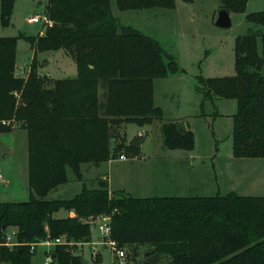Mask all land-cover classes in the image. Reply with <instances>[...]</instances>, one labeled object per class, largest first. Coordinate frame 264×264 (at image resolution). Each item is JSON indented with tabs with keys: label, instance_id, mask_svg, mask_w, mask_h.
Masks as SVG:
<instances>
[{
	"label": "trees",
	"instance_id": "trees-1",
	"mask_svg": "<svg viewBox=\"0 0 264 264\" xmlns=\"http://www.w3.org/2000/svg\"><path fill=\"white\" fill-rule=\"evenodd\" d=\"M15 0H0V22L10 24ZM111 0H38L51 25L27 36L0 37V119L13 117L28 136V188L25 201L0 200V230L17 228L22 243L0 246V264H31L30 244L62 238L52 264H81L73 246L91 240V223L110 218V238L119 248L150 245L164 264H264V196L234 191L217 196L134 197L110 195L107 180L82 185L73 197L47 198L69 181L68 170L81 180L80 165L98 164L117 149L134 156L136 141L110 149L112 126H138L160 119L154 104L156 78L180 72L174 56L154 38L123 24ZM190 1V0H186ZM220 9L243 13L247 0H216ZM121 10L172 8L174 0H115ZM260 26L237 36L235 73L197 77L196 90L214 106L216 98L234 99L232 155L264 159V10L245 15ZM26 40L34 54L62 49L76 66L74 77L46 84L34 57L26 78L15 75L17 40ZM14 91L19 92L16 105ZM218 114V113H216ZM163 146L192 150L191 130L175 122L161 126ZM59 209L72 211L55 217ZM98 256L94 260H98ZM115 264V260L113 261Z\"/></svg>",
	"mask_w": 264,
	"mask_h": 264
},
{
	"label": "rangeland",
	"instance_id": "rangeland-1",
	"mask_svg": "<svg viewBox=\"0 0 264 264\" xmlns=\"http://www.w3.org/2000/svg\"><path fill=\"white\" fill-rule=\"evenodd\" d=\"M110 5L120 22L141 29L173 55L180 72L154 79V104L162 110L160 119L143 126L121 123L110 129L116 134L110 135L111 150L120 143L137 142L133 158L122 148L104 162L82 163L81 180L68 170L69 181L52 189L47 198H71L81 190L82 184L95 187L100 180L108 181L110 195L115 196L120 193L134 197L214 196L224 195L230 190L239 195L264 196V159L232 155V115L236 112V101L216 98L215 106L207 100L201 107L202 95L196 90L199 76L224 77L235 73V38L260 27L248 22L245 15L263 11L264 0H247L243 13H230V27L215 24L220 10L216 0H174L172 8L126 11L118 10L115 0H111ZM43 11L44 3L38 0H15L10 24L2 26L0 22V37H13L20 33L36 35L47 25L32 23L29 18L43 14ZM33 57L37 72L45 77L46 84L57 77L76 75L74 60L62 49L34 54L29 43L19 38L15 62L29 68ZM15 75L27 76L19 70H15ZM13 94L17 105L19 92L14 91ZM5 120L9 125L0 124V174L11 179L12 183L0 182V200L25 201L29 197L27 130L13 117ZM170 121H180L175 123L184 127L188 124L194 136L192 150L163 146L161 126ZM120 155L126 158L119 159ZM66 212L59 209L54 216L65 217ZM97 232V228L91 225L92 241ZM43 242L35 247L31 264H44L47 252L51 253L55 246ZM96 248L100 253L98 260L93 259L89 244L73 246L72 250L81 254L87 264H113L114 254L109 246L97 245ZM152 249L146 244L125 245L122 247L125 264H145L144 254ZM165 259L166 256L156 264H164ZM115 264L120 263L115 260Z\"/></svg>",
	"mask_w": 264,
	"mask_h": 264
},
{
	"label": "built area",
	"instance_id": "built-area-1",
	"mask_svg": "<svg viewBox=\"0 0 264 264\" xmlns=\"http://www.w3.org/2000/svg\"><path fill=\"white\" fill-rule=\"evenodd\" d=\"M29 21L32 23L41 22L42 24H46L47 26L51 25V21L48 20V18L44 14H36L30 17ZM16 70H19L20 72L27 75L29 68L16 66ZM0 124L6 126L9 125V122L7 120H0ZM125 158L126 156L124 155L119 156V159H125ZM0 182L2 184H7V180L3 177L2 174H0ZM91 225H94V227H96L98 230V235L96 240L87 243L91 246L92 249L91 255L93 259H95L99 254V251L96 248L97 245H104V246H109L110 249L113 251L115 258L114 260H118L120 264H125L124 251L122 250V248H119L117 246L115 240L110 238V218L106 215H100L94 222L91 223ZM17 232L18 230L14 226L2 227V229L0 230V246H6L12 249L22 244L17 239ZM43 243L47 245L53 243L55 245V244L63 243V240L61 238L49 239V240H45ZM38 244L40 243L30 244V250L34 251L35 247ZM44 264H52V255L50 254V252L47 253V257L46 260L44 261Z\"/></svg>",
	"mask_w": 264,
	"mask_h": 264
},
{
	"label": "water",
	"instance_id": "water-1",
	"mask_svg": "<svg viewBox=\"0 0 264 264\" xmlns=\"http://www.w3.org/2000/svg\"><path fill=\"white\" fill-rule=\"evenodd\" d=\"M215 24L218 27H230L231 26V18H230V12L226 9H220L217 14V18L215 20ZM111 136H115L116 134L114 132H110ZM130 158H133V156H130ZM159 261V256L156 253H153L152 251H148L144 254V263L145 264H156ZM88 261L84 258L81 259V264H87Z\"/></svg>",
	"mask_w": 264,
	"mask_h": 264
},
{
	"label": "crops",
	"instance_id": "crops-1",
	"mask_svg": "<svg viewBox=\"0 0 264 264\" xmlns=\"http://www.w3.org/2000/svg\"><path fill=\"white\" fill-rule=\"evenodd\" d=\"M115 5H116V3H115ZM155 8H162V7H155ZM118 9V8H117ZM144 9H152V8H144ZM119 10V9H118ZM121 11V10H120ZM124 11H126V10H124ZM116 16V15H115ZM116 17H118V16H116ZM137 28V27H136ZM139 30H141V29H139ZM40 32H42V30L40 31ZM16 65L17 66H19V67H23V64H21V63H18V62H16ZM25 66V65H24ZM27 68V67H26ZM75 70H76V66H75ZM45 73V72H44ZM46 74L47 75H50L48 72H46ZM167 77H169V75L167 76ZM167 77H165V78H167ZM54 78H56V77H54ZM57 78H59V77H57ZM170 122H174V121H170ZM175 122H180V121H175ZM183 122V121H182ZM184 123V122H183ZM185 128H188L189 130H190V128H189V126H188V124H186L185 125ZM140 131V130H139ZM179 150V149H178ZM182 150V149H181ZM234 157V156H233ZM145 159V158H144ZM26 179H27V183H28V167H27V176H26ZM7 180V184H11L12 183V180L11 179H6ZM108 182V181H107ZM83 185V184H82ZM27 186H28V184H27ZM29 189V188H28ZM109 191V190H108ZM231 191V190H230ZM110 193V192H109ZM228 193V192H227ZM214 196H217V195H214ZM244 196H246V195H244ZM157 197H162V196H157ZM204 197H207V196H204ZM209 197V196H208ZM65 210V209H64ZM73 213H72V211H68L67 210V212H66V216L65 217H67V216H70V215H72ZM60 218H63V217H60ZM97 235H98V232H97ZM97 235H96V238H97ZM96 238H95V240H96ZM92 234H91V240L90 241H92ZM84 244H87V243H82V244H78L77 246H83ZM38 246V245H37ZM49 251V250H48ZM48 253V252H47ZM51 254V253H50ZM79 254V253H78ZM81 255V254H80ZM98 256V258H99V256H100V253L97 255ZM114 257V256H113ZM115 259V258H114ZM114 261V260H113Z\"/></svg>",
	"mask_w": 264,
	"mask_h": 264
}]
</instances>
